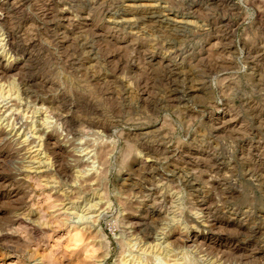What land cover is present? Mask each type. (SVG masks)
I'll return each mask as SVG.
<instances>
[{
    "label": "rangeland",
    "instance_id": "obj_1",
    "mask_svg": "<svg viewBox=\"0 0 264 264\" xmlns=\"http://www.w3.org/2000/svg\"><path fill=\"white\" fill-rule=\"evenodd\" d=\"M0 264H264V0H0Z\"/></svg>",
    "mask_w": 264,
    "mask_h": 264
},
{
    "label": "bare ground",
    "instance_id": "obj_2",
    "mask_svg": "<svg viewBox=\"0 0 264 264\" xmlns=\"http://www.w3.org/2000/svg\"><path fill=\"white\" fill-rule=\"evenodd\" d=\"M144 8H145V7H144ZM147 8H148V7H147ZM129 9H131V8L129 7ZM147 10H148V9H147ZM133 11H134V10H133ZM145 11H146V10H145ZM146 13H147V12H146ZM204 240H205V241H208V242H210V243H212V242L214 241V240L212 241V239H206V238H204ZM215 244H216V243H215Z\"/></svg>",
    "mask_w": 264,
    "mask_h": 264
}]
</instances>
